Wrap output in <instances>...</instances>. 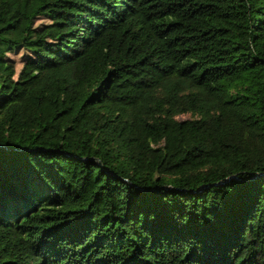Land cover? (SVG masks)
<instances>
[{"label":"trees","instance_id":"16d2710c","mask_svg":"<svg viewBox=\"0 0 264 264\" xmlns=\"http://www.w3.org/2000/svg\"><path fill=\"white\" fill-rule=\"evenodd\" d=\"M0 264H264V0H0Z\"/></svg>","mask_w":264,"mask_h":264},{"label":"rangeland","instance_id":"374dc122","mask_svg":"<svg viewBox=\"0 0 264 264\" xmlns=\"http://www.w3.org/2000/svg\"><path fill=\"white\" fill-rule=\"evenodd\" d=\"M10 60H12L15 64L16 72H18L22 66V62L25 56V51H19L15 54H9L8 55ZM187 116H181L179 117L180 120L186 119Z\"/></svg>","mask_w":264,"mask_h":264}]
</instances>
